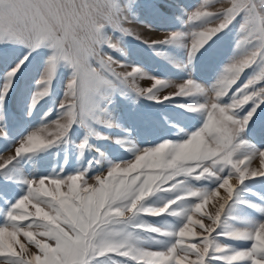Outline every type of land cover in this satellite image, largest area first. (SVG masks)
<instances>
[{
    "label": "snow or ice",
    "instance_id": "6c2138e0",
    "mask_svg": "<svg viewBox=\"0 0 264 264\" xmlns=\"http://www.w3.org/2000/svg\"><path fill=\"white\" fill-rule=\"evenodd\" d=\"M128 7L122 0H0V42H19L29 49L46 44L53 50L37 82L44 87L33 94V106L48 93L60 61L73 69L64 92L70 102L58 106L59 118L52 122L55 130L48 131L44 124L30 131L15 155L0 163V170L57 144L74 123L87 128L88 135H99L88 121L109 123L98 112L104 111L100 101L107 90L115 87L113 79L157 102L203 96V103L181 106L202 111L204 122L185 139L137 149L134 159L124 163L109 162L107 174L96 176L94 184L88 182L86 169L27 180L26 194L11 205L0 226V264H264V203L244 199L242 193L250 190L241 187L246 180L264 177V148L243 138L256 108L264 103V0H227L216 11L204 10L209 7L205 0L184 21L199 23L190 33L166 32L158 38L149 34L150 39L135 35L150 45L172 44L190 35V62L213 36L239 18L238 55L217 81L206 87L188 78L172 94H166L169 81L102 54V44L119 47L103 34L106 24L134 35L124 27L131 22L125 15ZM213 21L217 23L209 27ZM28 58L25 55L9 68L0 81V100ZM113 65L131 71L117 72ZM250 68L252 74L234 87ZM139 76H147L151 86L137 84ZM86 146L87 137L79 144L81 154ZM257 158L260 166L250 167ZM233 176L236 183H230ZM190 180H215L216 186H197ZM220 189L226 194L221 195ZM158 193L173 195L163 197L160 205L146 203ZM210 200L216 202L214 211L205 210ZM240 205L262 218L240 213ZM193 213L210 223L193 219ZM145 215H170L182 223L160 227L143 220ZM21 234L36 251L20 240ZM221 237L250 246L224 243Z\"/></svg>",
    "mask_w": 264,
    "mask_h": 264
},
{
    "label": "rangeland",
    "instance_id": "374dc122",
    "mask_svg": "<svg viewBox=\"0 0 264 264\" xmlns=\"http://www.w3.org/2000/svg\"><path fill=\"white\" fill-rule=\"evenodd\" d=\"M205 0H122L129 4L125 15L131 22L124 27L130 28L134 35L125 34L111 25L106 24L102 32L110 37L118 49L109 47L107 43L101 45V52L112 56L116 61L125 65L139 67L149 76L169 81L166 94L177 91V85L188 78H192L201 85L211 86L220 77L225 65L238 55L236 48L237 21L228 28L213 36L189 62L188 47L190 35H185L179 42L172 44L150 45L143 39L163 37L166 32L180 31L190 33L197 24H186L188 14L202 5ZM207 11L222 8L227 0H207ZM213 21L208 26H214ZM152 34V37L149 36ZM52 49L46 44L37 49H29L19 42H0V81L6 78L9 68L17 64L25 55L28 60L15 75L11 90L6 98L0 100V163L15 155V149L20 141L30 131L44 124L49 125L48 131H54L53 121L59 118L60 103H69L64 95L66 83L73 73L67 61H60L54 78L48 85V93L41 97L35 106L31 101L33 94L44 87L37 82L47 66V60L52 55ZM117 72L131 71L130 67L121 68L113 65ZM253 69H247L234 87H238L251 74ZM111 78V77H110ZM114 88L108 89V95L100 101L104 108L98 112L102 120L109 123L89 119L88 125L94 133L88 135V129L79 123H74L66 137L57 144L42 152L18 158L7 168L0 170V226L6 221V212L17 199L26 194L27 180L50 175L53 172L68 175L81 170H87L89 183H95L96 176H105L109 162H127L133 160L137 149L155 146L165 140L179 141L202 126L205 114L202 111H190L181 105L203 103V96L174 97L170 100L157 102L147 97L139 96L127 85L115 81ZM136 83L141 87H150L147 76H139ZM164 90H162L163 92ZM228 102V97L223 99ZM249 106H245V110ZM243 115V112H241ZM87 137V146L82 150L79 144ZM243 138L252 145L264 148V103L257 108ZM119 141V142H118ZM91 161V163H90ZM96 161H99L97 163ZM258 162V163H257ZM258 166H257V165ZM260 166L258 158L253 160L250 167ZM102 169V170H101ZM62 170V171H61ZM230 183H236V178L230 177ZM197 186H216L215 180H190ZM242 189L243 198L257 203H264V177L246 180ZM66 190V189H65ZM225 195L224 189H220ZM172 193H158L146 203L160 205L163 197H170ZM214 201L205 205L206 211H214ZM239 212L256 219L262 218L259 213L250 208L239 206ZM142 219L160 227H178L182 220L170 215L142 216ZM193 219H203L205 224L210 221L198 213H193ZM239 226V225H237ZM197 232L202 231L194 226ZM148 236L147 233H142ZM28 245L31 251H36L28 244L22 234L19 237ZM222 242L237 247L250 246V242L227 240ZM191 240L186 241L190 243ZM193 259L195 257H192Z\"/></svg>",
    "mask_w": 264,
    "mask_h": 264
},
{
    "label": "bare ground",
    "instance_id": "6f19581e",
    "mask_svg": "<svg viewBox=\"0 0 264 264\" xmlns=\"http://www.w3.org/2000/svg\"><path fill=\"white\" fill-rule=\"evenodd\" d=\"M258 163V162H257ZM257 165V164H256ZM258 166V165H257ZM102 170V169H101Z\"/></svg>",
    "mask_w": 264,
    "mask_h": 264
}]
</instances>
